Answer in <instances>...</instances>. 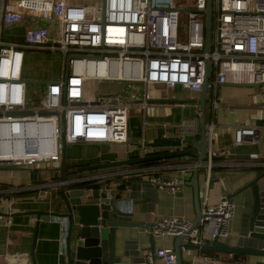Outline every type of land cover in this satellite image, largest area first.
<instances>
[{
	"label": "built area",
	"instance_id": "2783aa9c",
	"mask_svg": "<svg viewBox=\"0 0 264 264\" xmlns=\"http://www.w3.org/2000/svg\"><path fill=\"white\" fill-rule=\"evenodd\" d=\"M206 7L207 0H0V167L30 174L42 165L59 176L62 140L67 146L127 144L131 112L144 118L150 106L173 100L176 88L201 94L206 63L210 65L207 98L213 109L219 106L218 88L227 83L255 87L264 108V0H211L208 52ZM13 26L24 27L21 39L4 36V30ZM36 52L61 56L59 76L37 82L39 89L30 88L33 82L25 78L28 56ZM88 82L93 89L86 88ZM101 84L107 88L99 89ZM111 85L119 89L110 91ZM199 122L197 105L196 118L177 125L183 143L186 137L199 135ZM214 127L213 123L206 127L208 148ZM258 128L237 126L234 142L258 139ZM148 154H154L152 149L142 156ZM170 164L123 167L79 176L67 185L119 180L129 185L128 193V181L143 179L176 193L185 185L184 175L199 166ZM204 166L208 171L214 166L210 150ZM161 170L176 171L178 177L171 182L149 178ZM40 180L48 179L37 176ZM57 187L0 189V224L11 225L21 193L36 190L48 200ZM106 192L110 198L116 193L107 187ZM200 206L197 225L182 217L161 218L152 227L153 237L184 234L185 243L199 247L214 237L225 240L235 213L233 202L222 195L212 206L205 194ZM125 211L131 214L132 207ZM64 237L61 234L63 255ZM155 258L175 264L172 248L156 250Z\"/></svg>",
	"mask_w": 264,
	"mask_h": 264
},
{
	"label": "crops",
	"instance_id": "0c3cea01",
	"mask_svg": "<svg viewBox=\"0 0 264 264\" xmlns=\"http://www.w3.org/2000/svg\"><path fill=\"white\" fill-rule=\"evenodd\" d=\"M24 31L23 26L8 27L4 30V36L21 39ZM27 67L25 70L26 79L29 78ZM217 94L219 103L217 109L212 108L209 98L206 102V127L211 123L215 126L212 133L213 139L209 146L210 149L208 148L214 166L210 171L205 166L199 168L198 175L200 204L206 194L208 204L212 206L219 203L222 195L235 194L257 175L264 172V108L262 100L257 95L256 88L227 83L218 88ZM171 98H173L171 101H195L200 98V94H191L181 88H176L172 91ZM196 107L197 104L188 103L152 105L145 112L144 118L137 112L132 111L128 119L127 144L77 143L68 145L66 161L67 163L87 166L141 157L147 148L152 149L154 153L186 148L187 145L181 141L177 125L183 119L196 118ZM237 126L259 127L258 139L246 138L244 143L236 144L234 142V130ZM198 136H189L185 140L195 144L199 141ZM193 162L196 163V158L182 156L171 158L159 165L163 167V165L170 163V165H174ZM230 162L248 163V166L223 167L221 165ZM2 168L4 167H0V189L35 188L48 184H54L57 187L60 182V175L48 176L44 174L41 178L48 180H40L32 184L28 172L24 170L6 171ZM39 170L46 171L42 165ZM193 172H187L184 175L185 185L179 192L170 193L164 188H159L156 194V202L152 206V212H148L149 208L147 207L150 198L146 197L141 202L129 199L126 192L129 185L126 182H124L125 188L122 191L118 189L120 186L119 180L111 182L107 188L114 189L115 195L121 194L124 197L126 208L132 207L133 222L154 224L158 219L170 217H182L194 221V194L192 187L187 185ZM177 177L176 171L161 170L149 174V178L158 179L160 182H171ZM68 186L70 185H67L66 189H71ZM52 191V195L48 200L41 199L36 190L21 193L15 201L14 214L34 210H61L62 204L58 194L59 186L52 189ZM231 201L234 204L235 213L230 225V233L223 241L229 245H234L241 223L242 195H236ZM11 221L10 226L4 223L0 224V264H32L30 251L33 243L35 217L13 215ZM116 235L120 246H122L123 241L133 240L139 241L138 246L141 250L149 246L147 230L118 228ZM206 236L208 237L209 234H206ZM174 241L175 238L155 239V248L156 250L162 248L174 249ZM210 241H206L205 244L210 243ZM61 249L60 225L54 222H39L33 253L35 263L67 264L65 256L60 254ZM233 261L239 264H264V257L238 258L222 254H213L212 257H208L195 250L185 249L182 251L183 264H228ZM155 264L163 263L156 260Z\"/></svg>",
	"mask_w": 264,
	"mask_h": 264
},
{
	"label": "water",
	"instance_id": "95a60500",
	"mask_svg": "<svg viewBox=\"0 0 264 264\" xmlns=\"http://www.w3.org/2000/svg\"><path fill=\"white\" fill-rule=\"evenodd\" d=\"M211 40V0H207L205 20V52L209 51ZM210 65H205V77L200 98L195 101H163L159 104L188 103L197 104L200 107V130L198 143L185 140L186 148L175 151L148 154L142 157H132L127 160L93 164L79 167L72 174L66 170L67 145L62 140L60 161L59 198L61 210H34L15 215L35 217L33 243L31 246L32 264L34 260V245L36 242L39 222H54L60 225L61 234L64 237V256L67 264H155V238L151 231L154 224L133 222L130 213L125 211V199L121 194L108 197L106 182L99 189L89 191L85 188L66 189L67 181L79 176L92 175L116 171L120 168L137 165L150 161L166 160L182 156L196 158L199 166L194 170L190 182L194 194L195 219L197 225L201 215L198 175L199 168L205 164L208 155L206 141V102L209 85ZM4 170H22L12 167H4ZM39 169L31 172L29 178L32 184L37 183ZM61 183V184H60ZM130 191L129 199L141 202L146 197L150 198L148 212H152V206L156 202V194L159 184H152L143 179L128 181ZM242 195L241 223L234 245H229L218 237L211 239L210 243L202 246L187 244L184 242V234L175 237L174 254L175 264H183L182 250L189 249L199 252L229 255L230 257H264V172L244 185L235 194L228 195L233 199L236 195ZM0 216L3 214L0 212ZM118 228H141L148 231L149 246L140 249L138 240L123 241L122 246L117 241L116 230ZM228 264H239L231 262Z\"/></svg>",
	"mask_w": 264,
	"mask_h": 264
},
{
	"label": "rangeland",
	"instance_id": "374dc122",
	"mask_svg": "<svg viewBox=\"0 0 264 264\" xmlns=\"http://www.w3.org/2000/svg\"><path fill=\"white\" fill-rule=\"evenodd\" d=\"M27 66V72L29 71L28 80L30 82H33L28 84V86H30V88L39 89L38 87H41V85L37 82L48 81L49 79H53L59 76L61 56L59 54H45L40 52L32 53V55L28 56ZM108 87L110 88V91L115 92L117 91V89H119V86L117 85H111ZM86 88L89 90L93 89V83L88 82L86 84ZM106 88V84L99 85V89L101 90H105ZM44 174L50 176L53 175L54 172L51 169L43 172L41 171L38 173V177H41Z\"/></svg>",
	"mask_w": 264,
	"mask_h": 264
},
{
	"label": "trees",
	"instance_id": "16d2710c",
	"mask_svg": "<svg viewBox=\"0 0 264 264\" xmlns=\"http://www.w3.org/2000/svg\"><path fill=\"white\" fill-rule=\"evenodd\" d=\"M206 117H207V110H206ZM199 138V136H198ZM156 153H160V152H156ZM174 159V158H173ZM169 160V159H167ZM167 160H158V161H150V162H145V163H141V164H137V165H130L128 167H148V166H156V165H159L160 163L162 162H165ZM214 160H217V159H214ZM83 166H86V165H82V164H74V163H67L66 164V170H67V173L68 174H72L76 171L77 168L79 167H83ZM106 182V187H109L110 186V183H111V180H104ZM104 181H89V182H84V183H80V184H75V185H70L68 186L69 188H85V189H99L100 186L102 185V183ZM125 188V183L124 182H121L120 183V186L118 187V189L120 191L124 190ZM202 254H204L205 256H208V257H212V255L214 253H208V252H202Z\"/></svg>",
	"mask_w": 264,
	"mask_h": 264
}]
</instances>
